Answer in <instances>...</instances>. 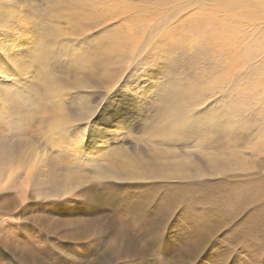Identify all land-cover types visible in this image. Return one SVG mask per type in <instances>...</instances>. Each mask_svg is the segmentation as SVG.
<instances>
[{
	"label": "rangeland",
	"instance_id": "obj_1",
	"mask_svg": "<svg viewBox=\"0 0 264 264\" xmlns=\"http://www.w3.org/2000/svg\"><path fill=\"white\" fill-rule=\"evenodd\" d=\"M8 1L0 0V49L26 46L22 70L14 74L25 81L31 102L16 114L11 107L18 97L1 92L0 111L9 116L7 123L0 116V143L21 139L25 164L33 153H53L48 134L67 120L76 124L69 117L76 105L71 112L67 106L69 97L81 96L67 89L70 78L90 71L93 80L117 83L111 94L92 99L98 108L91 119L100 127H91L94 133L114 134L111 125L103 128L115 117H103L101 107L131 114L129 126L116 132L125 143L111 148L121 157L111 162L137 168L136 157L152 160L165 178L103 179L96 166L63 157L57 168L65 164L70 173L57 170L60 191L50 193V184L34 179L36 168L32 186L0 185V264H258L264 258V0H91L103 8V22L79 33L73 30L101 13L90 17L88 5L75 0ZM112 6L116 17L108 21ZM129 26L139 36L113 46ZM149 40L153 45L139 52ZM134 43L138 53L129 54ZM64 52L77 63L75 71ZM3 53L0 61L9 52ZM161 54L171 66L169 82L150 105L146 95L134 100L123 87L117 91L120 81ZM50 83L57 97L47 95L66 110L39 107ZM210 103L190 129L186 117ZM31 118L41 121L33 131L23 128ZM97 153L104 164L111 158ZM44 167L41 179L52 167L47 158ZM78 174L88 178L73 180Z\"/></svg>",
	"mask_w": 264,
	"mask_h": 264
},
{
	"label": "bare ground",
	"instance_id": "obj_2",
	"mask_svg": "<svg viewBox=\"0 0 264 264\" xmlns=\"http://www.w3.org/2000/svg\"><path fill=\"white\" fill-rule=\"evenodd\" d=\"M75 1L78 3H84V5H88L87 6L88 10H86V9L85 10L88 13H90V17L92 15L91 12H100L101 14H99V15L94 14L96 16L92 15V20L94 21V22L91 21L92 24H89V23L84 24L83 23L84 28H82L83 27L82 26L83 24H82L81 28L79 30H73V32L79 33L83 29L86 30L87 26L85 27V25H88V26L90 25V27H91L90 29L94 30L98 26V24L103 22L102 21L103 17L101 15H103V14L105 15V13H103V11H102L103 8H98V6H100V5L97 6L95 3H94L95 5L92 4L91 0H75ZM7 4L11 5L12 3L7 0ZM75 5H74V8L77 7V6L75 7ZM108 6H110V5H108ZM79 7H82V6H79ZM7 9H8V7H7ZM81 10H83V9H81ZM114 12H115L114 7L112 6L111 7V15L113 17H109L110 19L108 21H113L115 19L116 15ZM0 13H2V9H0ZM8 13H6V14H8ZM119 15L121 17V13H119ZM83 16H85V14ZM109 16H110V14H109ZM87 17H88V15H87ZM90 17H89V19H90ZM2 19H3V17H2ZM85 19H86V17H85ZM89 19H88V21H89ZM142 26H144V25H142ZM104 28H106V27H103V29ZM143 28H145V27H143ZM128 29H130V30L125 31V32H129V33H125V34L121 33L122 35H118V37L117 36L114 37L111 40V44L113 46H125L126 44H129L131 42V40H134L136 37L139 36L137 34L138 32L132 31L133 28L131 26H129ZM140 29H141V27L139 26V28L137 27L136 31H139ZM122 32H124V31L122 30ZM126 34H129V35L124 36ZM89 37H87V38H89ZM83 38H85V37H83ZM15 39L12 40V37L10 36L8 41H11V44H12V42ZM65 39H68V38H65ZM65 39H62V40H65ZM80 39L78 40L79 42H81ZM145 39H146V37L143 40H145ZM152 40H154V39H152ZM152 40H149V42H146V41L143 42L142 41V44H140L141 49L140 48L138 49L139 52H141L143 50L142 45L144 48L149 46L150 44L153 45L154 41L152 42ZM28 41L30 42V44L33 43V42H31L32 40H30V39H28ZM28 41L27 42L24 41L26 45L28 44ZM18 42L19 41L17 40L16 43H18ZM109 42H110V40L107 38L106 43H109ZM6 43H8V42L5 41V44ZM13 44L15 45V43H13ZM3 45L4 44H2L0 46H3ZM9 45L7 46V48L9 47ZM17 45L19 46V44H17ZM20 45H21V43H20ZM32 45L34 46L35 43ZM90 45L91 44H88L89 49H91ZM96 45H97V42L95 43V46H94L95 48L94 47H92V48L96 49ZM137 46H138V44L134 43V46L131 49V51L129 52V54L138 53L137 48H136ZM4 47H6V46H4ZM34 47L36 49L38 46L35 45ZM39 48H41V47H39ZM32 49H34V48H32ZM6 50H1V52H4V51L7 52L8 51L9 53L6 55L7 57H4L6 60L4 59V60L0 61V64H1L0 65L1 66L0 67V73H3V77L0 78V94L2 91H5V92H7L9 97L11 96V98L14 96L18 97V99H17L18 102L16 103V105L12 106V107L10 105L11 109L13 108L12 110L14 111V113L17 114V112H20V111H22L28 107V105H29L28 100L30 101V99L29 98L27 99V97H28V95L31 94L29 89L27 88L26 84L24 83L25 81L21 77L16 76V74H14L15 73L14 70H16V72L17 71L20 72L22 70V65L24 62L23 55H25V53H26V46H24V48L22 46V47L18 48V50L16 49L17 50L16 52L13 49L14 53L13 52L11 53L12 49L10 50V47H9L10 51L9 50L6 51ZM86 50H87V47H86ZM64 54L67 57V52H64ZM89 54H91V51ZM4 55H5V53H4ZM121 55H123V53ZM135 56H137V55H135ZM135 56H134V58H135ZM2 59H3V56H2ZM67 59H68V62L70 63L69 70H71L72 67L77 63H74L75 61L69 59L68 57H67ZM37 60L39 62H41L42 57L37 59ZM67 65H68V63H67ZM72 71H75V70L72 69ZM91 74L92 73H90V71H86V72L83 71L82 74H80V73L75 74L74 73V75L70 78L71 81L68 83L67 89L68 90L69 89L74 90V91H76V94H79L81 96L80 98H78L79 100L76 99L74 101H73L72 96L69 97L70 103L68 105H70V106H71V104H74V106L76 105V108H74L75 109L74 112H71V109L73 106H71V107L67 106V110L69 112H71L69 117H71L75 121L76 124H74V125L69 124L71 122L67 120L66 122L60 123L57 127H55L54 131L51 134H48V136H49L48 142L55 141L53 143V145H54L53 150H52L53 153L47 155V154H43V153L42 154H36V153L32 152L33 153L31 156L32 164L31 163L25 164L26 162L23 163V161H22V158H23L22 151L24 149L23 147H25V143H23V141H21V139L19 141L12 140L11 142H5L4 144L0 143V185L5 186V184L7 185V183H9V182L12 184H15L17 181H21L23 183H27L28 185L32 186L34 183V179L40 178V179H38L39 183L50 184V189H49L50 193L56 192L58 190L60 191V189L63 187V185L61 184V181H59V179H57V177H58L57 175H60V174H56L57 170L65 171L66 174L70 173L67 170L66 166H64L65 164L60 165V169L57 168V162H59L58 159H61L63 157H69L72 160H75V161L82 163V164H88L90 166H92V165L96 166L95 175H97L98 177L103 178V179H109V180H115V181H128V180L140 181L143 179L145 180V179L165 178L161 174L158 173V172H160L158 169V166H156L155 161H152V160L145 162L144 160H142V158L136 157V162H135V160H134V162L139 164V166L137 168H134L132 166L134 163L131 161H125L121 165H115L114 163L111 162V160H113V158L121 157V155L113 154V151L111 150V148H114L115 146H113V145L117 144L118 142L125 143V140L123 138H120L119 135L116 134V132L121 131L120 130L121 127L124 128V127L129 126L128 122H127V120H128L127 117L131 116V114L127 110H124L120 106H118L113 111V114H110V112L105 113L106 111H104L101 107L100 112H101V115L103 117H105L107 119L109 117H111L112 115H114V117H115L114 119H112L110 121L109 124H106L105 128H103L105 130L106 128H108L109 125H111L110 131L114 134L112 136L111 135L108 136V133L105 130L100 136H97V134H95L93 131L94 128H93V130L91 129V127H95L97 129L100 128V127H96L93 123L94 121L91 119V117H93V115H94V113H92V111H94V112L96 111V110H93V108H96V107L94 105H92V99H95L100 95L102 96L104 94H107V95L111 94L113 87L117 83H115L116 81L115 82H110V81L107 82L106 80H103V81H106L103 83V82H101V80L100 81L99 80H93L94 78H90ZM10 76H12V80L8 79L10 81H6V77H10ZM17 77H18L19 82L17 81ZM49 81L50 80H48V82ZM66 81H68V79H66ZM120 82L122 83L123 81H120ZM3 85L9 87L8 88L9 90L4 89L2 87ZM50 86H52V83L49 84V91L46 93V95L48 93H51V95L54 94V90H52V87L50 88ZM54 86H56V85H54ZM145 87H147V85H145ZM118 90H120V88L117 89V91ZM113 91H114V89H113ZM5 92L2 95H5ZM56 92H58V91L56 90L55 94H57ZM55 94L53 96H51V95L50 96L52 98L56 99L57 96ZM46 95L43 97V98H45L44 102H42L39 105L40 108L49 109L52 106H56L57 109L62 108L64 110H66V107L63 103H61L59 101L60 103L56 104L53 102L54 99L51 100V97H49V95H47V97H46ZM143 95L147 96V93L145 92L141 96H143ZM40 100H42V99H40ZM4 101H6V100H4ZM8 103H10V102H8ZM13 104H15V102ZM117 104H118V102H117ZM1 105H4V104L1 103ZM0 109H2V107ZM109 109H112V108L109 107ZM0 116L3 118V120H5L4 123L8 122L7 117L9 116V114H6L5 111H0ZM18 116H19V113H18ZM10 120H12V119H10ZM77 121H78V124H77ZM80 121H83L84 123H79ZM40 122L41 121L38 119L31 118L30 121L26 125L23 126V128L28 126L30 128V130L33 131L34 129L38 128L36 124L39 125ZM24 124H25V122H24ZM97 129H95V130H97ZM122 136L124 137L127 135L123 134ZM14 142L18 143V144L13 145L12 143H14ZM129 144H131V143L129 142ZM122 145L123 144H120V146H122ZM44 148H45V146L43 147V149ZM123 150H125V149L123 148ZM95 153H97V154H100V153L106 154L107 153V154L111 155V158L109 156V161L106 164H104L103 162H101L95 158L97 156V155H95ZM46 158L51 161L52 167L48 171L47 178L41 179V175L45 174L44 172L47 171V169H45V167H44V161ZM104 158H106V157H104ZM104 158H102V159H104ZM53 161H55L56 167H55V164H53ZM34 168H36V177L34 176V179L30 182L32 170H34ZM84 177L88 178V176L78 174V176L74 177L73 180H75V181L77 180V182H79V179H82ZM19 184H22V183H19ZM23 193H25V192H23Z\"/></svg>",
	"mask_w": 264,
	"mask_h": 264
},
{
	"label": "snow or ice",
	"instance_id": "obj_3",
	"mask_svg": "<svg viewBox=\"0 0 264 264\" xmlns=\"http://www.w3.org/2000/svg\"><path fill=\"white\" fill-rule=\"evenodd\" d=\"M0 55H4L3 52H0ZM171 70V66L167 61V58L161 54L156 56L151 63L144 64L142 63L139 68L136 69L135 73H130L124 81L119 85L118 88L123 87L128 90V94L132 99H138L143 93H147V101L150 105V102L156 98L162 88L169 82L168 72ZM3 77V73H0V78ZM147 85V87H145ZM211 107V103L202 110H197L194 113L189 114L186 119L188 122V127L192 129L193 122L199 118L203 117L204 114ZM202 123L199 121L198 126ZM154 206V205H153ZM175 217V216H174ZM173 217V218H174ZM193 226L197 228V224L192 220ZM166 230V229H165ZM226 232L224 236H227ZM223 237H221V240ZM0 246H3L0 243ZM264 247V245H261ZM168 259L170 257H162ZM156 264V262H155ZM231 264V260L229 261ZM258 264H264V258H262Z\"/></svg>",
	"mask_w": 264,
	"mask_h": 264
}]
</instances>
